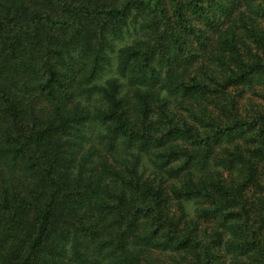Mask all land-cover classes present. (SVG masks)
Returning <instances> with one entry per match:
<instances>
[{"label":"trees","instance_id":"16d2710c","mask_svg":"<svg viewBox=\"0 0 264 264\" xmlns=\"http://www.w3.org/2000/svg\"><path fill=\"white\" fill-rule=\"evenodd\" d=\"M256 86L264 0H0V264H264Z\"/></svg>","mask_w":264,"mask_h":264},{"label":"rangeland","instance_id":"374dc122","mask_svg":"<svg viewBox=\"0 0 264 264\" xmlns=\"http://www.w3.org/2000/svg\"><path fill=\"white\" fill-rule=\"evenodd\" d=\"M125 36L126 35H124V37ZM124 37H121L118 40H115L113 42V48L107 50V55L109 56V65L107 67H105L100 72L99 77L96 81L98 84L102 85L105 81L118 77L114 71L116 51L120 46L127 45L131 39V38L123 39ZM121 82H122V84L125 85V81L122 80ZM124 89H126L125 86H124ZM25 104H27V102H25ZM257 110H262V112H264V87H260V86H256L255 89H248L247 88L242 93L241 98L239 100V113H240V115L249 116L252 114L251 112L257 111ZM215 114L218 115L217 112H215ZM237 143L240 144V141H237ZM213 168H214V171L219 170L220 172H222L221 175L228 182L237 180V179H235L236 174L234 172H230V170L224 171L223 169H221L219 167H213ZM4 171H5V175L7 173L6 185H8L9 181H10L11 174L8 171H6V167H4ZM147 171H149V170H147ZM16 176H17V173L15 172L14 177H16ZM14 182H16V181H14ZM199 207H200L199 204L196 203L195 200H187V201L183 202V211L185 214V221L196 218L197 217L196 212H197ZM174 210L176 211V208H174ZM176 212H178V211H176ZM178 215H179V212H178ZM263 217H264V215H263ZM198 221L200 223L199 227L201 226L200 228L203 231L205 230L207 233H211L215 229L212 222H210L209 224H204L201 222V220H198ZM260 223H263V227L261 228V234L264 235V220H258L257 225ZM223 259L225 261V264H232L233 263L228 256L223 257ZM221 260H222V258H221ZM222 262H223V260H222Z\"/></svg>","mask_w":264,"mask_h":264}]
</instances>
